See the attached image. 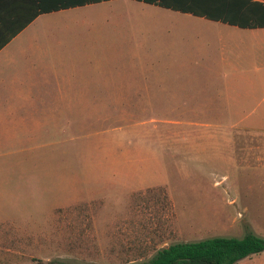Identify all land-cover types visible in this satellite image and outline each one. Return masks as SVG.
<instances>
[{
    "label": "rangeland",
    "instance_id": "rangeland-1",
    "mask_svg": "<svg viewBox=\"0 0 264 264\" xmlns=\"http://www.w3.org/2000/svg\"><path fill=\"white\" fill-rule=\"evenodd\" d=\"M97 8L114 13L115 19L97 25L121 48L107 62L115 71L166 62L200 70L220 64L217 55L189 59L187 50L180 56L181 39L170 38L171 29L189 42L204 40L207 30L222 31L233 44L246 37L225 34L233 27L222 23L134 0ZM184 23L193 30H184ZM208 38L216 41L217 35ZM115 73L103 78L125 84L136 79ZM68 78L61 76L67 85ZM13 106L12 131L0 133L6 139L0 140V264H142L176 243L241 238L248 231L264 237L258 196L264 181H256L264 170L250 169L222 144L237 118L170 115L198 108L192 99ZM237 139L264 137L246 133ZM238 264H264V252Z\"/></svg>",
    "mask_w": 264,
    "mask_h": 264
},
{
    "label": "crops",
    "instance_id": "crops-1",
    "mask_svg": "<svg viewBox=\"0 0 264 264\" xmlns=\"http://www.w3.org/2000/svg\"><path fill=\"white\" fill-rule=\"evenodd\" d=\"M111 1L42 14L29 23L27 0H0V133L12 131L11 116L18 111L13 102L192 99L198 100V108L170 115L237 118L229 126L231 138L222 144L234 149L235 156L248 163L250 169L264 170V139H237L238 134L246 133L264 137V27L240 28L222 23L233 27L225 34L246 36L235 44L232 40L227 42L222 31L207 30L204 40L189 42V36L174 34L178 29H171L170 38L181 39L180 56L187 50L189 59L195 54L217 55L222 58L217 67L209 65L200 70L190 63L166 62L163 67L146 64L132 69L122 66L115 71L116 65L107 62L121 48L110 43L105 29L97 25L109 17L115 19L114 13L98 12L97 8ZM189 28L185 24L184 30H193L192 25ZM215 34L217 40H209ZM202 37L198 34L196 38ZM228 52H232V57L226 59ZM254 52L259 55L252 57ZM166 53L168 57L173 55L171 49ZM112 72L122 79H136L131 84L119 80L109 83L103 77ZM65 74L69 76L68 85L61 80ZM88 76L95 79H83ZM109 89L129 92H93ZM256 165L258 169L254 168ZM256 181H264V176ZM260 191L259 201L264 204V191Z\"/></svg>",
    "mask_w": 264,
    "mask_h": 264
},
{
    "label": "trees",
    "instance_id": "trees-1",
    "mask_svg": "<svg viewBox=\"0 0 264 264\" xmlns=\"http://www.w3.org/2000/svg\"><path fill=\"white\" fill-rule=\"evenodd\" d=\"M111 0H27L29 23L42 14ZM160 8L237 26L264 27V0H134ZM264 252V237H213L181 242L159 250L142 264H238Z\"/></svg>",
    "mask_w": 264,
    "mask_h": 264
}]
</instances>
